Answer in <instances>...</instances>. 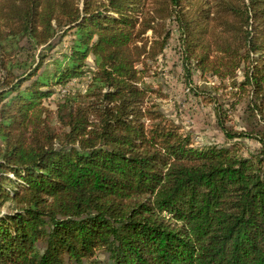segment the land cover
Listing matches in <instances>:
<instances>
[{"label":"trees","instance_id":"16d2710c","mask_svg":"<svg viewBox=\"0 0 264 264\" xmlns=\"http://www.w3.org/2000/svg\"><path fill=\"white\" fill-rule=\"evenodd\" d=\"M173 28L226 144L146 81ZM0 264H264V0H0Z\"/></svg>","mask_w":264,"mask_h":264},{"label":"rangeland","instance_id":"374dc122","mask_svg":"<svg viewBox=\"0 0 264 264\" xmlns=\"http://www.w3.org/2000/svg\"><path fill=\"white\" fill-rule=\"evenodd\" d=\"M178 33L175 28L172 29V36L158 57L156 64L153 65L151 76L146 81L151 83L155 88H159L164 98L158 99L160 110L175 122L181 123L188 131L193 134L198 144H226L224 134L217 124L215 108L221 107V110L227 116L226 124L235 130L250 129L249 122L246 119V100L238 101L237 96H228L231 91L230 82L224 80L218 81L214 77L207 75L201 77L200 73L191 68L189 72L185 71L178 50ZM68 37L59 44L54 52L66 45ZM87 65L94 68L93 57L87 59ZM242 73H238L236 79H242ZM90 76L83 74L68 81L72 89H84ZM221 85V86H219ZM216 87V88H215ZM57 86L54 90L57 93L60 89ZM215 88V89H214ZM57 89V90H56ZM211 93L217 95L216 101L206 103L203 98ZM45 104H49L44 100ZM54 107V100L49 104ZM222 114V113H221ZM223 114V115H224ZM245 145L244 150H254L258 143L254 139L239 138Z\"/></svg>","mask_w":264,"mask_h":264}]
</instances>
